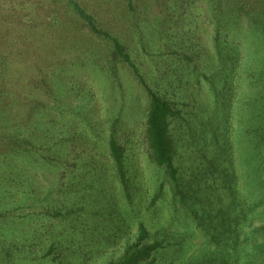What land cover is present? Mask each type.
<instances>
[{
    "label": "rangeland",
    "instance_id": "obj_1",
    "mask_svg": "<svg viewBox=\"0 0 264 264\" xmlns=\"http://www.w3.org/2000/svg\"><path fill=\"white\" fill-rule=\"evenodd\" d=\"M24 1V6H16L7 17L12 43L5 45L13 50L19 43L18 36L24 34L21 37L34 40L32 54L39 64H24V56L7 57L13 75L1 84L7 88L9 103L17 88L16 105L21 103L22 108H18L19 114H12L13 104H1L0 264L117 263L136 239V231L133 226L130 237H123L111 224V218L121 219L126 200L121 183L113 179L110 161L101 155L107 153L104 146L115 129L123 140L142 134L149 99L135 71L150 89L181 113L170 125L171 134L194 129L197 112L205 123L203 117L213 107L215 96L204 77L215 82L216 91L222 89L213 43L228 15L233 17V35L226 33L217 39L230 42L233 37L237 44L245 40L255 43L247 45L250 51L246 62V54L241 55L242 60L239 58L229 108H237L256 93L261 92L264 98V82L258 85L246 76L248 67L264 63V58L259 57L264 53V0H76L98 28L125 47L133 67L123 62L113 64L110 41L92 34L61 1ZM240 3L246 7L238 9ZM0 7L13 6L10 0H0ZM26 14L28 17L21 19ZM2 42L0 39V45ZM17 68L20 75L15 77ZM41 79H45L47 87L43 83L34 87V82ZM178 79L183 80L182 85ZM25 96L35 108L22 101ZM25 109L28 114L21 125ZM187 123L189 129L177 131V124L185 127ZM233 125L232 113L226 133L232 147ZM205 127L209 143L211 130L208 124ZM190 137L183 136L179 148L188 165L195 163L204 145H196ZM96 146L100 149L92 151ZM238 148L235 144V151ZM210 150L214 152L216 148ZM59 163L66 165L68 174L54 170L53 164ZM135 168L139 169L137 165ZM152 171L157 177L156 170ZM258 193L254 199L259 203L263 199ZM163 198L142 211L141 219L153 239L163 228L168 229L164 225L163 203L169 196ZM114 206L117 212L112 217L109 209ZM255 214L252 228L262 229L264 202L258 204ZM169 233L174 237L177 232L169 228L166 234ZM256 235L260 239L264 231ZM186 242L185 256L171 251V257L166 258L160 252L152 264H195L191 253L201 246L209 249L201 239L189 238Z\"/></svg>",
    "mask_w": 264,
    "mask_h": 264
},
{
    "label": "trees",
    "instance_id": "obj_2",
    "mask_svg": "<svg viewBox=\"0 0 264 264\" xmlns=\"http://www.w3.org/2000/svg\"><path fill=\"white\" fill-rule=\"evenodd\" d=\"M58 1L75 13L92 34L110 41V57L113 64L123 62L133 67L125 47L108 32L98 28L94 18L85 12L76 0ZM127 1L131 3L132 0ZM218 1L229 2V0ZM10 3L13 7L4 9L0 7V39L3 41L0 45V114L2 113L1 104L3 106H7V103L13 104L10 109L12 113V107H14L12 114H19V109L22 108L21 103L16 105L19 101L16 98L17 88L12 94L14 98L10 99L12 103H9L5 95L7 88L1 87V84L13 75L9 71L7 57L13 56L19 59V56H24V64L28 66L39 64L32 54V44L35 42L21 37L25 36L24 34L18 36L16 42L19 41V43L14 46L13 50L6 49L5 42L12 43V35L6 26L7 17L16 10V6H24L27 2L10 0ZM245 7L246 5L240 3L238 9ZM25 17H28V14L21 19L24 20ZM224 18L223 28L220 25L217 31L219 38L226 33L233 35L235 26L233 17L227 15ZM25 23L27 24L26 21ZM14 31L18 33L21 29H13ZM3 32L5 36L1 38ZM217 37L214 39L213 47L218 60L219 73L223 79L222 89L216 91L213 88L215 82L204 77L211 84L210 88L214 92L213 107L209 109V112L207 111V116L203 117L206 118L205 123L202 122L203 119L200 121L198 112L194 115V129L191 127L190 131L183 129L188 127V123L185 127L177 124V131L183 129V132L178 135L171 134L170 125L173 120L181 117V113L176 111L170 101L150 89L135 71L149 99L142 134L141 136L132 135L123 140L122 137L120 139L115 129L104 146L107 153L101 155L110 161L113 179H118L121 183L126 200L121 219L111 218V224L123 237H130V229L133 226L136 231L134 242L126 248L117 263L111 264H143L148 260H150L149 264H152L151 260H154V256L160 252L166 258L170 256L171 251L185 256L187 252L185 243L189 238L203 240L205 247L210 249V254L209 249L206 251L203 246L199 250L191 251L190 258L195 264H264V236L260 239L256 237L259 231H264V227L262 229L252 228L256 217V207L264 202V98L260 92L246 98L235 109L231 106L230 110L228 105L231 101L232 78L234 79L239 74V58L242 60V54H246V58L250 51L249 47L255 43L245 40L242 44H237L233 37L230 42H220ZM38 48H41L40 43H38ZM261 52H264V47ZM259 57L264 58V53ZM247 60L246 58L245 62ZM261 63L262 61L259 66L251 69L248 67L249 72H246V76L254 79L258 85L264 82V63ZM196 70L197 67L194 71ZM15 71L16 69L14 73ZM251 71L258 73L254 74ZM19 72L17 68L15 77L20 75ZM41 83L47 87L45 79L34 82V87H39ZM178 84L182 85L183 80L178 79ZM22 99L25 104L35 108L34 105L28 103V97L25 96ZM24 113L25 117L18 116L21 125L25 123L28 111L25 109ZM232 113L233 133H235L233 147L226 136ZM206 124L211 130L209 131V143H206L208 138ZM188 134L193 143H197L196 145L204 144L200 147L198 159L191 165L183 159L179 149L182 147L183 136L187 137ZM13 140L16 143V140ZM235 144L239 147L237 151H235ZM211 147H215L216 150L211 151ZM99 149L96 146L92 151ZM185 163H187L186 168ZM136 165L140 170L135 168ZM53 166L55 171L68 174L66 165L59 163ZM152 169L156 170L157 177ZM257 192L263 199L259 203L254 199ZM163 195L169 196V200L163 203L164 209L162 208L166 212L164 225L168 229L163 228L161 233H158V237L153 239L145 221L141 219L142 211L155 205L163 198ZM51 208L54 212L58 210L56 206ZM109 210L112 217L117 212L115 206L114 209ZM151 222L155 221L151 219ZM169 228L177 232L174 237L171 233L166 234ZM172 241L176 249H173L175 247H172ZM242 244H244L243 247Z\"/></svg>",
    "mask_w": 264,
    "mask_h": 264
}]
</instances>
